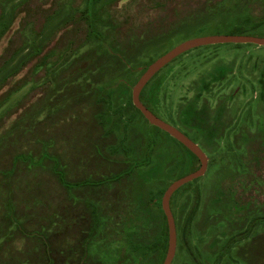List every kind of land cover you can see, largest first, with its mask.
Here are the masks:
<instances>
[{
    "label": "rangeland",
    "instance_id": "rangeland-1",
    "mask_svg": "<svg viewBox=\"0 0 264 264\" xmlns=\"http://www.w3.org/2000/svg\"><path fill=\"white\" fill-rule=\"evenodd\" d=\"M220 1L0 0V264L164 263L163 196L201 164L133 89L178 45L264 15L227 0L204 26L182 19ZM141 101L209 159L171 199L172 264H264V46L191 50Z\"/></svg>",
    "mask_w": 264,
    "mask_h": 264
},
{
    "label": "water",
    "instance_id": "water-1",
    "mask_svg": "<svg viewBox=\"0 0 264 264\" xmlns=\"http://www.w3.org/2000/svg\"><path fill=\"white\" fill-rule=\"evenodd\" d=\"M222 44H253L259 47H263L264 38L252 37L248 35H212L190 39L178 45L170 52L159 58L152 65H150L133 89V104L137 108V110L140 111L143 117L148 121V123L151 126L156 127L170 135L173 139H175L178 143H180L183 147L190 151L200 161L201 164L200 168L197 171L174 181L168 187L163 196L162 209L166 216L169 230L168 250L166 259L163 264H172L177 250V229L175 218L171 210V199L182 187L202 178L206 174L208 170L209 159L203 152V150L188 136L151 112L141 102L140 96L148 83L162 69H164L167 65H169L181 55L197 48Z\"/></svg>",
    "mask_w": 264,
    "mask_h": 264
},
{
    "label": "trees",
    "instance_id": "trees-1",
    "mask_svg": "<svg viewBox=\"0 0 264 264\" xmlns=\"http://www.w3.org/2000/svg\"><path fill=\"white\" fill-rule=\"evenodd\" d=\"M93 1L94 0H90L89 9H93V5H94ZM225 1H227V0H221L219 3H216V2L210 3V8L207 11H205L203 14H201L202 16L201 15L200 16L196 15L194 12H190L189 14L184 15V18H182V19H185V20L189 19V21L201 20L202 21L201 24H202V26H204L205 24L210 22V19L206 20V18L213 19V18H216V17H219V16H223V14L225 12L223 11V9H220V8L222 7V5H223V3ZM245 4L248 5V3H245ZM241 11H243V10H241ZM237 16L241 17V18L239 19V21L236 22V25H232V28H230L229 32H225L224 29H218L219 30L218 31V33H219L218 35H221L222 33H224L222 35H248V36H250L249 32L256 31V29H258L259 26H264V15L263 16H258L256 18L253 15L252 16L250 15V17H247L246 16V12H242L241 14L239 13V15L235 14L234 18H236ZM182 19H181V21H182ZM222 28L227 29L228 27L227 26H222ZM6 29H7V27H6ZM6 29L1 33L0 37H2L3 34H5ZM202 35H204V34H202ZM97 40L100 43L103 42L102 41L103 39H101L99 37H98ZM44 54L45 53H43V55H42L41 53L38 52L36 55H33L32 58L33 59L40 58L41 60H43V57H45V55H46V54L45 55ZM41 60H40V62H41ZM61 62L62 61L60 60V63ZM39 65H40V63L36 64L35 68L39 67ZM27 66H29V65H27ZM27 66H25V67L23 66L20 71L25 70ZM56 68H59V67L57 66ZM50 72L52 74V71L49 70V73ZM142 93H143V91H142ZM142 93H141V96H142ZM141 96H140V98H141ZM144 105L146 106V104H144ZM146 107L148 108V106H146ZM188 152H190V151H188ZM193 157H195V156L193 155ZM117 179H119V178L117 177ZM102 184L103 183H100V182L97 183L96 182L94 184H86V185H91V186H97L98 185V186H100ZM81 186H83V185H81Z\"/></svg>",
    "mask_w": 264,
    "mask_h": 264
}]
</instances>
